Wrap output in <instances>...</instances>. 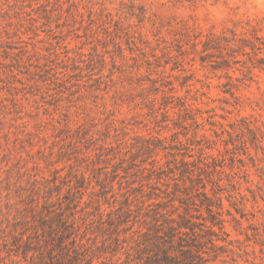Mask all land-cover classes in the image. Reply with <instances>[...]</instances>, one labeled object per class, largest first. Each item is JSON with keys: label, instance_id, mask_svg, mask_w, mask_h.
Here are the masks:
<instances>
[{"label": "rangeland", "instance_id": "374dc122", "mask_svg": "<svg viewBox=\"0 0 264 264\" xmlns=\"http://www.w3.org/2000/svg\"><path fill=\"white\" fill-rule=\"evenodd\" d=\"M196 132L218 141L224 228L201 198L174 216L193 215L208 264H264V0H0V262L33 263L15 223L36 203L71 213V185L82 246L59 264H146L139 233L165 208L132 155L153 139L165 162L157 139Z\"/></svg>", "mask_w": 264, "mask_h": 264}, {"label": "trees", "instance_id": "16d2710c", "mask_svg": "<svg viewBox=\"0 0 264 264\" xmlns=\"http://www.w3.org/2000/svg\"><path fill=\"white\" fill-rule=\"evenodd\" d=\"M257 39L260 40L259 37ZM183 107V115L191 116L198 124L197 117H193L194 109L185 105ZM212 119L213 117L209 116L205 120L212 128L219 127L217 130L213 129L215 137L224 142L227 147L229 143L224 140V135L228 133L231 136V133L223 123L217 120L212 121ZM231 128L234 133H237L235 125H232ZM193 138H198V140H195L194 145L191 144L192 147H189L178 135L173 136V143L168 147L165 145L167 138L157 139L159 143H163L162 150H169L165 154V162H161L157 158L159 149L153 139H146V145H142L132 155V157L137 155L142 163L149 162V168L143 167V170L148 171L145 176L146 180L150 184L155 181L156 188H158L157 184L162 185L161 188L156 189L161 193H152L150 200H156L153 203L154 206L165 208L158 210L153 217L156 223L159 221L162 223L160 225L153 224L152 233L150 231L139 233L148 244L141 247L137 243L141 250L149 253L146 264H208L210 260L218 259L217 256L214 259L206 258L200 247L201 241L198 240L199 244L192 241L194 235L198 236L193 215L190 213L186 216L179 215L181 220L174 216L180 208L196 204V201L201 198L199 199L200 203L206 206L207 212L212 218L211 226L204 223L205 227L212 233H215L213 229L215 226H218L220 230L224 228V221L218 218L219 212L213 207L217 202V209L223 208L222 197L216 191L223 181L224 165L217 155L207 151L212 150V143L218 141L207 133L197 137L196 132ZM186 140L190 141L189 138ZM196 147L198 155L195 158L191 152ZM53 186L57 187V185ZM209 186L211 187L209 188ZM150 188L155 190L152 186ZM66 192L69 195L68 203H66L67 210L71 213L68 214L60 208L58 211H51L49 206L51 202L46 203L47 206H42V208L36 203L34 207H31L30 217L26 216L15 223V229L11 235L13 246L22 252L26 261L31 259L32 264H59V257L70 259L81 248L82 240L76 233L78 219L73 207L78 201L73 199L74 191L71 185H67ZM176 202L179 203V206H176ZM166 209L168 210L163 211ZM127 213L129 212L127 211ZM209 242L214 244L212 239ZM214 246L216 245L214 244ZM30 254L31 257H28ZM0 264L7 263L2 261Z\"/></svg>", "mask_w": 264, "mask_h": 264}]
</instances>
